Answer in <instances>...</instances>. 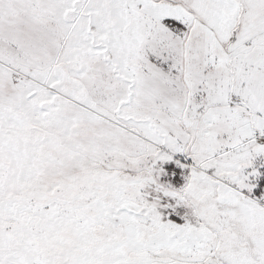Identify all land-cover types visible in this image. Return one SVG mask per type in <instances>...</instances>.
Instances as JSON below:
<instances>
[{"label":"snow or ice","instance_id":"obj_1","mask_svg":"<svg viewBox=\"0 0 264 264\" xmlns=\"http://www.w3.org/2000/svg\"><path fill=\"white\" fill-rule=\"evenodd\" d=\"M0 264H264V0H0Z\"/></svg>","mask_w":264,"mask_h":264}]
</instances>
